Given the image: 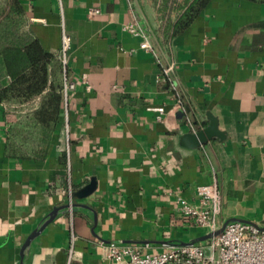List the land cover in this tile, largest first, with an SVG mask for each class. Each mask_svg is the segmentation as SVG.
Segmentation results:
<instances>
[{
    "label": "crops",
    "instance_id": "obj_1",
    "mask_svg": "<svg viewBox=\"0 0 264 264\" xmlns=\"http://www.w3.org/2000/svg\"><path fill=\"white\" fill-rule=\"evenodd\" d=\"M16 1L48 50L59 53L64 31L70 36L76 86L67 122L39 160L8 153L12 115L0 104V264H67L72 237V264H119L103 257L110 242L151 253L192 242L207 232L180 212L179 200L198 204L197 186L214 180L223 224L264 229V2L210 0L172 36L187 0ZM93 7L100 12L91 16ZM137 21L156 53L126 28ZM154 106H164L162 120ZM207 112L225 139L183 147V134L209 124ZM92 178L91 195L71 197ZM73 203L22 259L30 234L55 207Z\"/></svg>",
    "mask_w": 264,
    "mask_h": 264
},
{
    "label": "trees",
    "instance_id": "obj_2",
    "mask_svg": "<svg viewBox=\"0 0 264 264\" xmlns=\"http://www.w3.org/2000/svg\"><path fill=\"white\" fill-rule=\"evenodd\" d=\"M5 1L14 11L0 12V104L12 115L7 149L15 157L39 160L47 155L62 123L65 66L59 53L45 48L26 29L17 1ZM209 1L187 0L179 5L184 14L172 36L188 27Z\"/></svg>",
    "mask_w": 264,
    "mask_h": 264
},
{
    "label": "built area",
    "instance_id": "obj_3",
    "mask_svg": "<svg viewBox=\"0 0 264 264\" xmlns=\"http://www.w3.org/2000/svg\"><path fill=\"white\" fill-rule=\"evenodd\" d=\"M130 5L132 0H126ZM99 8H91L89 14L95 15ZM126 28L134 35L143 38L142 47L156 53L152 42V33L142 24L132 22ZM71 47V38L64 31L60 56L65 66V79L63 88L64 110L62 121L67 122V104L76 83L68 74V51ZM173 66L164 67V74L171 76ZM150 109L157 112L159 120L163 119L164 106H154ZM68 131V126L66 125ZM199 203H191L180 199V212L189 218L193 224L213 233L223 226L221 221L222 199L220 186L217 180L209 184L197 186ZM75 238L71 239V246L67 264L74 259ZM103 257L114 260L119 264H264V229L252 222L231 221L217 236L191 244H171L165 250L151 253L143 246L133 244H119L110 242L104 245Z\"/></svg>",
    "mask_w": 264,
    "mask_h": 264
},
{
    "label": "water",
    "instance_id": "obj_4",
    "mask_svg": "<svg viewBox=\"0 0 264 264\" xmlns=\"http://www.w3.org/2000/svg\"><path fill=\"white\" fill-rule=\"evenodd\" d=\"M189 111V108L187 109ZM207 118L209 120V124L203 128H200L199 130L196 131H188L185 134L182 135L181 137V145L186 148L190 149H196L200 147L201 145L207 143L209 140H211L214 137H219L220 139H225V132L220 130L219 128V121L218 118L215 117L213 114L210 112H207ZM97 187V182L95 178H92L91 181L83 186L82 188L72 192L71 197L72 198H85L91 195ZM77 204L73 203L71 205H65V206H60V207H55L52 212L49 214L48 218L45 220V222L35 229L30 236L27 238L25 243L22 246L21 249V257L24 259L25 252L32 243V241L51 223L53 222L56 217L58 216L59 212L69 206L72 208L76 206ZM231 221H239L238 219H233V220H228L223 224V226L218 229L215 232L211 233H206L205 235L199 237L197 240H194L192 242L188 243H182V244H191V243H196V242H201L210 239L212 236H217L219 235L226 225L231 222ZM260 227V226H259ZM261 228V227H260ZM262 229V228H261Z\"/></svg>",
    "mask_w": 264,
    "mask_h": 264
},
{
    "label": "rangeland",
    "instance_id": "obj_5",
    "mask_svg": "<svg viewBox=\"0 0 264 264\" xmlns=\"http://www.w3.org/2000/svg\"><path fill=\"white\" fill-rule=\"evenodd\" d=\"M9 6L10 5L5 0H0V12H3L5 14H7V12H10ZM5 14H3V15H5Z\"/></svg>",
    "mask_w": 264,
    "mask_h": 264
}]
</instances>
